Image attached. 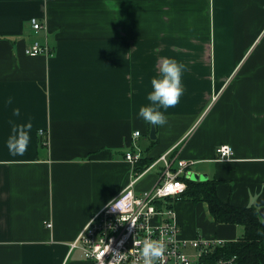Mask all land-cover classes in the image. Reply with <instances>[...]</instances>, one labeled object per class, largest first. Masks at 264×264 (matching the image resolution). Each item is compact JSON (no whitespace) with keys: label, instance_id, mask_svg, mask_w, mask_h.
Masks as SVG:
<instances>
[{"label":"crops","instance_id":"obj_1","mask_svg":"<svg viewBox=\"0 0 264 264\" xmlns=\"http://www.w3.org/2000/svg\"><path fill=\"white\" fill-rule=\"evenodd\" d=\"M35 40L49 54L24 53ZM167 57L185 65L184 92L152 142L137 113ZM166 153L221 201L264 207V0H0V264H91L71 243L136 177L154 187ZM174 210L189 240L243 236L204 202Z\"/></svg>","mask_w":264,"mask_h":264},{"label":"built area","instance_id":"obj_2","mask_svg":"<svg viewBox=\"0 0 264 264\" xmlns=\"http://www.w3.org/2000/svg\"><path fill=\"white\" fill-rule=\"evenodd\" d=\"M31 26L38 33L45 24L32 18ZM49 44L33 41L24 53L36 57L49 54ZM139 131L133 133L134 137ZM39 136L46 145L48 139L44 130ZM217 149V160H230L233 157V148L229 145H220ZM143 157L141 151H129L126 159L138 163ZM176 162V164H174ZM164 165L159 182L152 188L137 192L134 184L138 177L112 200L118 199L121 194L127 199L121 211L111 210L108 203L93 214L86 226L78 234L71 249H81L82 255L91 264H142L139 249L145 238L161 241L165 245L164 252L157 258L156 264H240L237 256L224 255L216 257L217 248H223L225 239H207L197 236L189 240L181 235V227L175 221V210L172 200L177 198L186 189V183L181 176L187 174V168L192 163L181 159H173L170 153L163 154L153 165ZM149 167L145 172L150 170ZM144 172V173H145ZM142 175V174H141ZM51 224L48 223L47 227ZM190 249L194 254L186 251Z\"/></svg>","mask_w":264,"mask_h":264},{"label":"trees","instance_id":"obj_3","mask_svg":"<svg viewBox=\"0 0 264 264\" xmlns=\"http://www.w3.org/2000/svg\"><path fill=\"white\" fill-rule=\"evenodd\" d=\"M156 139L152 142H156ZM151 162V159L143 156L138 166L145 169ZM181 179L186 183V189L172 200L173 208L181 200L204 202L217 224H238L244 227L243 236L236 241L227 242L223 248H217L219 252H216V257L236 255L240 264H264V220L260 217L258 208L253 205L234 206L228 201H221L216 192V180L198 181L185 176H181Z\"/></svg>","mask_w":264,"mask_h":264},{"label":"clouds","instance_id":"obj_4","mask_svg":"<svg viewBox=\"0 0 264 264\" xmlns=\"http://www.w3.org/2000/svg\"><path fill=\"white\" fill-rule=\"evenodd\" d=\"M185 65L174 57L162 59L159 75L153 76L150 80L151 90L147 92L148 104L142 105L137 115L151 126H164L167 124L166 111L175 106L181 100L184 89L182 87V76ZM127 198L121 194L118 199L108 202L111 210H119L120 213L125 207ZM163 242L145 238L142 247L139 249L142 257V264H156L164 252Z\"/></svg>","mask_w":264,"mask_h":264},{"label":"water","instance_id":"obj_5","mask_svg":"<svg viewBox=\"0 0 264 264\" xmlns=\"http://www.w3.org/2000/svg\"><path fill=\"white\" fill-rule=\"evenodd\" d=\"M149 135L151 136L152 139H156V127L155 125L151 126ZM189 179L193 180H198V181H206V178L203 175H198L197 173H192ZM259 215L264 220V207L259 209Z\"/></svg>","mask_w":264,"mask_h":264},{"label":"rangeland","instance_id":"obj_6","mask_svg":"<svg viewBox=\"0 0 264 264\" xmlns=\"http://www.w3.org/2000/svg\"><path fill=\"white\" fill-rule=\"evenodd\" d=\"M157 170H159V166L154 167V168L151 170V172H149V174H146V176L143 177L141 180H142V181H145L146 179L149 178L150 175L154 174ZM207 218H210L209 214L207 215ZM239 226H240V228L242 227L241 225H239ZM189 253H190V254H194L195 252H189Z\"/></svg>","mask_w":264,"mask_h":264}]
</instances>
